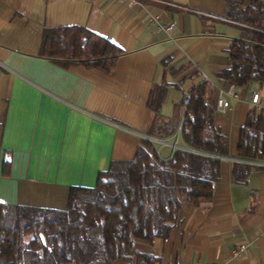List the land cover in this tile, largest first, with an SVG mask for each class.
Segmentation results:
<instances>
[{
	"label": "crops",
	"instance_id": "crops-1",
	"mask_svg": "<svg viewBox=\"0 0 264 264\" xmlns=\"http://www.w3.org/2000/svg\"><path fill=\"white\" fill-rule=\"evenodd\" d=\"M0 0V204L63 211L71 188H94L112 162L131 161L143 141L162 160L189 151L180 136L182 107L207 82L213 105L230 84L219 76L231 66L232 42L241 31L225 20L218 0ZM175 29L168 36L163 29ZM83 28L123 54L113 73L79 64L63 68L39 59L45 30ZM168 61L166 67L164 61ZM185 68L179 76L171 71ZM168 90L155 137L156 115L146 104L153 86ZM264 88H235L225 114L215 111L217 132L229 140L227 157L209 203L184 204L164 245L137 242L157 264H264V160L238 159L240 129L251 98ZM166 125V128L162 127ZM10 161L8 176L4 162ZM238 164L257 167L246 185L234 182ZM240 244L250 250L239 258ZM114 264H127L116 261Z\"/></svg>",
	"mask_w": 264,
	"mask_h": 264
},
{
	"label": "trees",
	"instance_id": "trees-1",
	"mask_svg": "<svg viewBox=\"0 0 264 264\" xmlns=\"http://www.w3.org/2000/svg\"><path fill=\"white\" fill-rule=\"evenodd\" d=\"M218 1L225 7V20L241 31L230 48L231 66L220 80L235 88H264V0ZM122 54L110 41L69 27L45 30L38 57L63 68L79 64L111 74ZM170 87L163 80L150 91L146 106L156 115L150 137L160 130V112ZM209 88L203 82L188 94V105L182 104L180 136L189 151L176 150L162 160L154 146L143 141L131 161L112 162L99 173L94 188H71L63 211L0 204V264H157L135 244L164 245L178 226L184 204L198 208L209 203L220 175L219 158L228 156L229 140L215 128ZM237 157L247 163L264 160L263 112L249 113L240 129ZM9 169L10 161L5 160L3 175L8 176ZM258 170L235 165L233 180L246 185Z\"/></svg>",
	"mask_w": 264,
	"mask_h": 264
},
{
	"label": "built area",
	"instance_id": "built-area-1",
	"mask_svg": "<svg viewBox=\"0 0 264 264\" xmlns=\"http://www.w3.org/2000/svg\"><path fill=\"white\" fill-rule=\"evenodd\" d=\"M129 1L131 4L135 3L134 0H129ZM174 29H175V25L170 24L169 26L164 28L163 31L169 36L173 32ZM234 91H235V87L232 85L229 87L228 91L220 90L219 92L220 97L217 99L216 104H215V110L218 114H225L229 110L230 104L228 100L234 97ZM189 101H190V97L187 96L184 99L183 104L187 106ZM251 104L254 107L264 110V101H261V96L259 93H254L252 95ZM249 250H250V247L248 244H240V245H237L231 251V256L235 258L243 257L248 253Z\"/></svg>",
	"mask_w": 264,
	"mask_h": 264
}]
</instances>
